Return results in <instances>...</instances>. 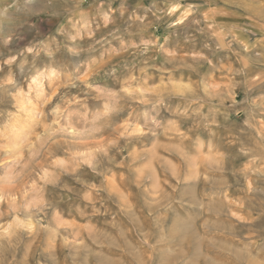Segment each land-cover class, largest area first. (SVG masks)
Returning a JSON list of instances; mask_svg holds the SVG:
<instances>
[{
  "label": "rangeland",
  "instance_id": "obj_1",
  "mask_svg": "<svg viewBox=\"0 0 264 264\" xmlns=\"http://www.w3.org/2000/svg\"><path fill=\"white\" fill-rule=\"evenodd\" d=\"M0 264H264V0H0Z\"/></svg>",
  "mask_w": 264,
  "mask_h": 264
},
{
  "label": "bare ground",
  "instance_id": "obj_2",
  "mask_svg": "<svg viewBox=\"0 0 264 264\" xmlns=\"http://www.w3.org/2000/svg\"><path fill=\"white\" fill-rule=\"evenodd\" d=\"M31 106V105H30ZM28 107V106H27ZM31 110V109H30ZM29 111V110H28Z\"/></svg>",
  "mask_w": 264,
  "mask_h": 264
}]
</instances>
